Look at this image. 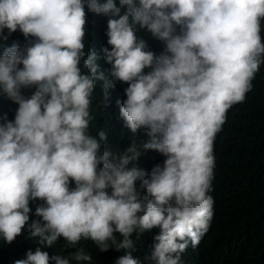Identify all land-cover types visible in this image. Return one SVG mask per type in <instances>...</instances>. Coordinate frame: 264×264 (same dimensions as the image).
<instances>
[{
  "label": "clouds",
  "instance_id": "1",
  "mask_svg": "<svg viewBox=\"0 0 264 264\" xmlns=\"http://www.w3.org/2000/svg\"><path fill=\"white\" fill-rule=\"evenodd\" d=\"M86 9L107 17V74L85 51ZM18 30L27 43L0 53L15 111L0 118V235L11 244L27 228L53 255L23 249L14 264L109 251L113 264H202L219 140L264 64V0H0V40ZM97 81L118 106L100 129L119 125L121 153L88 133ZM62 241L76 250L63 256Z\"/></svg>",
  "mask_w": 264,
  "mask_h": 264
},
{
  "label": "trees",
  "instance_id": "2",
  "mask_svg": "<svg viewBox=\"0 0 264 264\" xmlns=\"http://www.w3.org/2000/svg\"><path fill=\"white\" fill-rule=\"evenodd\" d=\"M106 30L107 17L87 12L85 51L95 50L100 55L98 64L107 74L110 66L101 51L107 46ZM137 35L144 38L150 50L156 53L163 47L161 42L144 30ZM25 43V37L18 30L14 35L0 40V53L5 47L13 44L23 46ZM34 91V88L23 90L28 97ZM109 91L111 98V89ZM10 106V101L0 95V118L7 116L9 120L14 119L15 111ZM117 108L112 98L110 106L105 107L103 82L97 81L91 96L88 133L98 137V133L104 131L107 134L104 147L113 153H121L115 145L124 144L119 137L122 130L118 124L111 131L101 130L100 126L108 121L116 122ZM218 152L215 185L217 214L211 230L203 237L202 264H217L219 259L223 264H264V64L260 66L252 93L230 112L219 140ZM37 247L53 255L49 247L42 244L39 237H33L27 228L11 244L0 235V264H14L16 260H21L18 254L21 250L34 252ZM77 248H83L88 254L84 239ZM75 250L62 241L59 253L68 256ZM110 253L102 257L98 255L96 259L92 257L81 264H113L114 260L108 255ZM71 264L76 262L72 261Z\"/></svg>",
  "mask_w": 264,
  "mask_h": 264
}]
</instances>
